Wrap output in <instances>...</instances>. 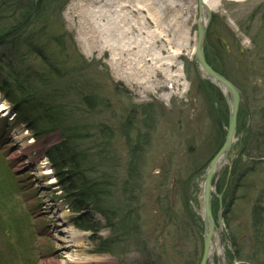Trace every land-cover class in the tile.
I'll return each mask as SVG.
<instances>
[{
  "label": "rangeland",
  "instance_id": "374dc122",
  "mask_svg": "<svg viewBox=\"0 0 264 264\" xmlns=\"http://www.w3.org/2000/svg\"><path fill=\"white\" fill-rule=\"evenodd\" d=\"M74 1L28 0L41 2L37 9L48 13L46 20L33 18L34 30H19L25 35L18 40L20 53L12 48L13 32L14 42L0 47V63H13L32 86L35 76L51 72L48 93L39 97L58 94L59 103L51 105L61 107L55 109L64 117L59 124L74 138L65 147L82 159L79 172L54 166L50 154L63 142V132L41 137L0 88V264H64L67 254L53 260L66 241L63 231L82 233L91 256L112 258L114 264H200L203 173L225 142L230 111L223 89L204 76L194 58L199 0H189L186 26L171 38L183 49L171 74L185 79L180 87L170 83L144 95L116 76L110 61L118 52L103 55L100 45L88 49L79 33L86 28L106 45L128 49L122 41L126 23L136 20L122 11L121 0H106L110 6L100 18L72 20L68 7ZM240 1L214 3L203 45L207 63L242 96L237 142L217 187L224 224L218 241L226 264H264V0ZM6 2V8L13 5ZM143 32L148 33L135 34L138 42ZM127 58L135 64V54ZM42 116L41 111L35 118ZM83 189L95 198L85 199ZM40 192L56 205L57 231L45 221ZM219 209L215 199V216Z\"/></svg>",
  "mask_w": 264,
  "mask_h": 264
},
{
  "label": "bare ground",
  "instance_id": "6f19581e",
  "mask_svg": "<svg viewBox=\"0 0 264 264\" xmlns=\"http://www.w3.org/2000/svg\"><path fill=\"white\" fill-rule=\"evenodd\" d=\"M202 1L204 3L201 7V13L203 15L202 26L207 28L209 25L207 15L216 10L214 3L220 0ZM245 1L250 0H241L240 2ZM121 3L124 5H120L122 6V11L128 12L132 18L136 20L133 21V24L132 22L126 23V32L122 41L126 43V47H128V49H120L119 47L115 48L110 46L109 43L106 45L104 41H101L100 34L97 33L96 35L95 33L86 30V28L79 30L80 34L86 36V40L82 41L84 43H82V45L85 46L86 43V45H88V49L96 48L100 45L102 47L101 53L103 55L107 50L114 53L115 51L118 52L117 55L115 54L110 61L116 76L119 79H122L129 86H134L138 90L140 89V95H144L150 92V90L154 91L165 89L170 83L180 87V82L185 79L184 76H181L179 73L171 74V71L174 67H178L176 60L182 57L183 49L177 47L171 38L173 37V34L177 35V33L182 32L183 27L186 26L185 18L188 17H186L185 13L188 9H190V1L158 0L154 3L151 0H121ZM109 6L110 5L106 0H75L70 4V7H68V11L72 14V20L75 18L82 20L84 18L91 21L95 17L100 18L103 14V10L105 11L109 8ZM153 10L156 11V13H154ZM79 11L82 15H79ZM141 29L147 30L148 33H141L140 37L142 40L138 42L135 39V34H137L138 30ZM131 54H135V64L127 58V56ZM163 99L166 100L165 97H163ZM236 134L237 133L232 136L229 153L234 144L237 142ZM223 145L224 142L222 143V147ZM222 147L219 149L221 150ZM226 164L227 163L225 162L222 164H216V167L219 166L220 168L218 173L215 174L217 177H220V174ZM33 167L34 166H30V168ZM210 186L214 191L210 194L211 204L213 205L214 200H219L221 195L218 193L217 186L213 183V181H211ZM38 196L40 198L41 207L45 210V221L50 223L52 231H57L59 224L56 223L61 220V217L57 216L54 212L56 205L51 206L52 204L47 203L46 200H44L46 197L42 192H40ZM65 214L66 213L63 212V215ZM216 215H219V213L217 212ZM204 216L205 214L202 212V220L204 219ZM213 219V230L211 228L206 229L203 223L202 241L203 243L205 242L204 237L209 238L210 244L208 251L213 255L209 261H206V264H215L214 256L220 257V264H226L223 245H221L218 241L220 237V233H218V231H222L224 224L223 221L221 223V220H218V217H214ZM63 233L64 236H66V241H63L60 243V246L56 247V258L53 260L61 259L65 254H67L64 264H114V260L112 258H94V256H91L89 250L84 246V235L82 233L77 231H73L71 234L66 231H63ZM230 244L232 245L233 243L230 242ZM45 264H47V261Z\"/></svg>",
  "mask_w": 264,
  "mask_h": 264
},
{
  "label": "trees",
  "instance_id": "16d2710c",
  "mask_svg": "<svg viewBox=\"0 0 264 264\" xmlns=\"http://www.w3.org/2000/svg\"><path fill=\"white\" fill-rule=\"evenodd\" d=\"M19 2H21V4ZM8 4H13V5L6 8V6H8L6 0L3 1L0 5V47L4 46L9 41L14 42L10 38V33L13 32L15 34V37H17V39H15V46L13 47L11 46V47L17 53H20L19 49L21 44L20 42H18V40H21L23 36H25L23 34L24 32L29 33L31 30H34L30 21L33 18L35 19L34 20L35 23L40 20L39 18L46 20L45 14L48 13H40L39 10L37 9V7H39L40 9L41 2L39 3L38 6H36L33 3L28 4V0L25 1L8 0ZM17 8L18 11L16 10ZM8 11H10L9 14H13V17L10 19V25L8 21L7 22L5 21ZM26 24H30L32 27L28 28L27 26H25ZM17 29L18 31H15ZM19 30H21L23 33L20 32ZM27 48L29 47H26V49ZM17 73L18 72L13 63H11L9 66L7 65L4 66L3 64L0 63V77L3 78L0 79L1 90L4 93H6L9 102L14 105V108L16 109L18 115H20V118H22L24 114V118L22 119L25 122H29V123L31 122L32 129L34 130V132H37L41 137L48 134L56 133L57 131L63 132L62 134L64 137L63 138L64 141L61 143V145L55 147V149L52 150L50 154V160L56 167L57 166H59L60 168L69 167L74 172H79L80 171L79 162L82 161V159L79 157L78 153H76L74 149H69L68 147H65L66 145H68L67 143L70 139H74L73 134L69 128H66L64 127V125L59 124L61 118H64L63 115L61 116L60 113L58 114V111L61 107H58L55 104L51 105V103L53 102L59 103L60 99L57 97L58 94L54 91V93L50 95L49 98L42 99L44 101H41L39 97V95L43 96L42 94L48 93L47 90L49 88L48 86L50 85V77H51L49 74L51 72L48 74H44L42 78L39 76H35V78L32 79L36 83L35 86H32L29 83L31 78H25ZM213 88L214 87H212V89ZM32 108H34L35 110H33ZM55 109H58V111L55 112ZM25 111L27 114L25 113ZM41 111L43 112V116L40 119H36L35 116L41 115ZM132 161L133 163L129 169V174H128V176H130L129 181H131L133 177L131 176V174L135 173L133 169V165L135 161L134 160ZM125 189L127 191L126 186ZM85 190L87 189H83L82 191H80V194L85 199L92 200L95 198L94 197L95 194L91 196V194H86ZM102 214L103 216L106 215L104 212ZM126 217L128 218V216ZM120 220L123 219L121 218ZM84 226L85 225H81V229H84L85 228ZM134 232L135 229L134 230L132 229L131 232H129L128 234H132Z\"/></svg>",
  "mask_w": 264,
  "mask_h": 264
},
{
  "label": "water",
  "instance_id": "95a60500",
  "mask_svg": "<svg viewBox=\"0 0 264 264\" xmlns=\"http://www.w3.org/2000/svg\"><path fill=\"white\" fill-rule=\"evenodd\" d=\"M203 5V1L199 0V6H200V21L198 24V44L196 49V54L194 56L197 66L200 68L202 73L206 78L213 81L217 87L220 89H223L224 96L226 98V101L228 103L229 111H230V120L229 125L227 129V136L225 143L221 150L218 152V154L215 156V158L210 162L207 169L204 172V181H203V189H202V198L200 199V206L201 211L205 214L203 223L205 228H211L214 229V217L212 215V204H211V198L210 194L213 191V189L210 186L211 181H213V178L215 174L219 171V166L216 167L217 163H223L227 161V157L229 155V149H230V142L232 139V136L236 133V118L239 111V106L242 103V96L241 92L229 81H227L225 78L220 76L218 73H216L212 67L207 63L204 53H203V45L205 43L206 39V31L207 28L205 26H202V19L203 15L201 13V7ZM210 18V15L208 16V19ZM220 161V162H219ZM218 220H221V215H218ZM218 233H220L218 231ZM214 240V239H213ZM204 255L201 261V264H206V261H209L211 259L212 254L209 253V238L204 237ZM216 241V240H215ZM220 261V258H219ZM222 264V263H221Z\"/></svg>",
  "mask_w": 264,
  "mask_h": 264
},
{
  "label": "flooded vegetation",
  "instance_id": "af4514ba",
  "mask_svg": "<svg viewBox=\"0 0 264 264\" xmlns=\"http://www.w3.org/2000/svg\"><path fill=\"white\" fill-rule=\"evenodd\" d=\"M219 179H220V177H218V178L216 179V181H215V184H216L217 187H218V184H219Z\"/></svg>",
  "mask_w": 264,
  "mask_h": 264
}]
</instances>
